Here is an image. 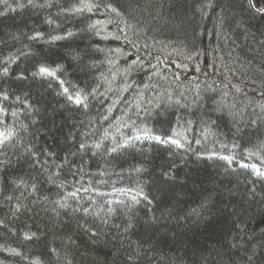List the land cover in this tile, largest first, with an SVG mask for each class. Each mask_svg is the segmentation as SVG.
Here are the masks:
<instances>
[{"label": "trees", "instance_id": "trees-1", "mask_svg": "<svg viewBox=\"0 0 264 264\" xmlns=\"http://www.w3.org/2000/svg\"><path fill=\"white\" fill-rule=\"evenodd\" d=\"M255 2L0 0V264H264Z\"/></svg>", "mask_w": 264, "mask_h": 264}, {"label": "snow or ice", "instance_id": "snow-or-ice-1", "mask_svg": "<svg viewBox=\"0 0 264 264\" xmlns=\"http://www.w3.org/2000/svg\"><path fill=\"white\" fill-rule=\"evenodd\" d=\"M107 7H108L112 12H117V14H119V13H118V10H117L115 7H113L112 5H107ZM88 10H89V11L92 10L90 6L88 7ZM260 11H261L262 13H264V9H261ZM40 35H41L40 33H36V36H37V37L40 36ZM68 35H71V33H68ZM60 38H61V37H53V39H60ZM4 71L7 72V69H5ZM39 74L54 75L55 73H54V72H51L47 67H43V66H41V67L39 68ZM64 91L67 92L68 90L65 89ZM69 99L71 100V99H73V97L69 96ZM75 103H77V104L81 103V98H80L79 93H77V96H76V98H75ZM10 134H11L10 132L7 133V134L4 133V132H0V137H3L4 139H7V136L10 135ZM155 139H156V140H160L161 137L157 136V137H155ZM174 143H175V141H174ZM81 147H83V145H81ZM253 167H255V166H253ZM85 211H87V210H85Z\"/></svg>", "mask_w": 264, "mask_h": 264}, {"label": "rangeland", "instance_id": "rangeland-1", "mask_svg": "<svg viewBox=\"0 0 264 264\" xmlns=\"http://www.w3.org/2000/svg\"><path fill=\"white\" fill-rule=\"evenodd\" d=\"M148 138L155 139L154 136H148ZM248 167H250L251 169H253L256 173L261 174V175L264 176V172L263 171H260L259 168H257L256 166L253 167L252 165L251 166L249 165Z\"/></svg>", "mask_w": 264, "mask_h": 264}, {"label": "bare ground", "instance_id": "bare-ground-1", "mask_svg": "<svg viewBox=\"0 0 264 264\" xmlns=\"http://www.w3.org/2000/svg\"><path fill=\"white\" fill-rule=\"evenodd\" d=\"M252 3L257 7V4H256V2L254 0H252Z\"/></svg>", "mask_w": 264, "mask_h": 264}]
</instances>
